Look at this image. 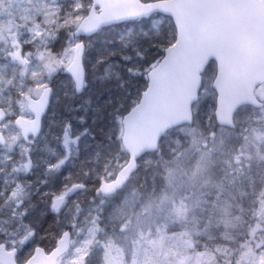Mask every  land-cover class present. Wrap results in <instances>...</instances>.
<instances>
[{"label": "snow or ice", "instance_id": "snow-or-ice-1", "mask_svg": "<svg viewBox=\"0 0 264 264\" xmlns=\"http://www.w3.org/2000/svg\"><path fill=\"white\" fill-rule=\"evenodd\" d=\"M0 264H264V0H0Z\"/></svg>", "mask_w": 264, "mask_h": 264}]
</instances>
